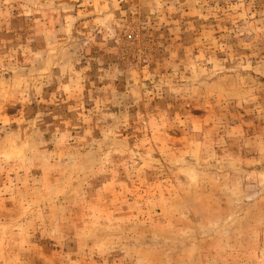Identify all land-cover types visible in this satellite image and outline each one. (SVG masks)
<instances>
[{"label": "rangeland", "instance_id": "374dc122", "mask_svg": "<svg viewBox=\"0 0 264 264\" xmlns=\"http://www.w3.org/2000/svg\"><path fill=\"white\" fill-rule=\"evenodd\" d=\"M0 264H264V0H0Z\"/></svg>", "mask_w": 264, "mask_h": 264}]
</instances>
